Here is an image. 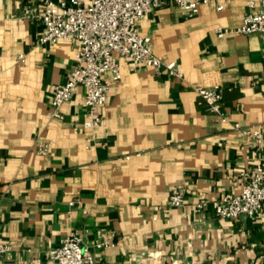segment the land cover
<instances>
[{"label":"crops","instance_id":"obj_1","mask_svg":"<svg viewBox=\"0 0 264 264\" xmlns=\"http://www.w3.org/2000/svg\"><path fill=\"white\" fill-rule=\"evenodd\" d=\"M44 4L0 0V243L10 247L1 264L47 261L73 231L95 264H264V209L225 219L212 208L242 190L243 172L264 165V39L218 32L243 23L247 0L203 3L192 17L174 2L148 13L141 33L183 77L119 57L122 77L94 131L84 126L82 87L62 118L51 115L54 87L74 67L77 44L41 42L45 27L25 9ZM216 85L227 121L196 92ZM236 124L260 127L263 142ZM43 143L49 152L40 151ZM177 184L187 189L181 207L169 200ZM201 198L211 206L199 215Z\"/></svg>","mask_w":264,"mask_h":264},{"label":"built area","instance_id":"obj_2","mask_svg":"<svg viewBox=\"0 0 264 264\" xmlns=\"http://www.w3.org/2000/svg\"><path fill=\"white\" fill-rule=\"evenodd\" d=\"M215 0H45L44 9L28 6L25 16L41 22L44 33L42 43L55 44L61 40H72L77 44L76 61L64 83L55 85L51 100V115L62 118L63 105L72 100L78 87L84 89L86 117L84 126L94 131L103 121L101 109L109 99L112 84L122 77L119 57L130 60L135 66L147 68L161 75L182 78L183 71L176 61L165 60L154 48L150 35L141 33L142 19L154 9L171 2L181 7L192 17L199 12L203 3ZM249 10L243 23L237 28L219 29V35L232 33H258L264 39V0H247ZM225 3L217 1V8L223 9ZM24 59V55H20ZM196 92L210 110L220 115L223 121L228 115L223 107V89L220 85L198 87ZM235 128L246 134L255 144L263 142V132L258 126ZM91 139V137L89 136ZM50 143H43L42 153L50 150ZM244 184L239 193H224L213 205L214 213L221 218L236 219L242 215L255 217L264 209V165L260 164L241 174ZM187 189L183 184L172 188L169 200L175 207L186 203ZM74 204V202H72ZM211 203L201 198L195 203L199 215L209 209ZM3 214L0 212V223ZM106 243H97L102 247ZM10 247L0 243L1 255ZM96 257L85 243L83 234L73 231L62 239L45 261L37 256L36 264H95Z\"/></svg>","mask_w":264,"mask_h":264}]
</instances>
